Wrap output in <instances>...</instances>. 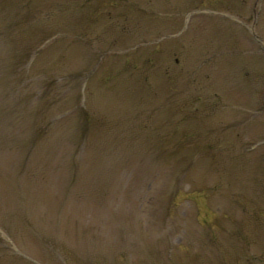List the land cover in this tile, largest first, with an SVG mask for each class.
<instances>
[{"label": "rangeland", "instance_id": "rangeland-1", "mask_svg": "<svg viewBox=\"0 0 264 264\" xmlns=\"http://www.w3.org/2000/svg\"><path fill=\"white\" fill-rule=\"evenodd\" d=\"M30 1L0 0V264H264V0Z\"/></svg>", "mask_w": 264, "mask_h": 264}, {"label": "trees", "instance_id": "trees-1", "mask_svg": "<svg viewBox=\"0 0 264 264\" xmlns=\"http://www.w3.org/2000/svg\"><path fill=\"white\" fill-rule=\"evenodd\" d=\"M32 3L30 0H25V3L23 4L22 6V11L17 15L16 17V20L17 21H20V24L22 25H25V24H29L30 22H32L34 19H38V17H36L34 14H33V10H32ZM31 8V9H30ZM33 23V22H32ZM3 29H2V34H3ZM0 32V33H1ZM41 34V33H40ZM43 35V33H42ZM46 40V39H45ZM29 55V53H28ZM30 58V57H29ZM57 76L58 75H54L53 78L57 79Z\"/></svg>", "mask_w": 264, "mask_h": 264}]
</instances>
